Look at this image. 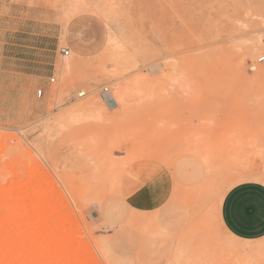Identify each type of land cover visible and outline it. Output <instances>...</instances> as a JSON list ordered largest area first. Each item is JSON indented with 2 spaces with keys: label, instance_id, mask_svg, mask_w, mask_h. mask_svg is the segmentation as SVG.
<instances>
[{
  "label": "rangeland",
  "instance_id": "obj_1",
  "mask_svg": "<svg viewBox=\"0 0 264 264\" xmlns=\"http://www.w3.org/2000/svg\"><path fill=\"white\" fill-rule=\"evenodd\" d=\"M143 161L172 180L146 213ZM242 182L264 184V0H0V264H264L218 219Z\"/></svg>",
  "mask_w": 264,
  "mask_h": 264
},
{
  "label": "crops",
  "instance_id": "obj_2",
  "mask_svg": "<svg viewBox=\"0 0 264 264\" xmlns=\"http://www.w3.org/2000/svg\"><path fill=\"white\" fill-rule=\"evenodd\" d=\"M126 206L137 212L162 208L172 191L168 171L152 161L130 165L126 169ZM218 219L224 231L240 241L264 238V184L242 182L223 195Z\"/></svg>",
  "mask_w": 264,
  "mask_h": 264
},
{
  "label": "built area",
  "instance_id": "obj_3",
  "mask_svg": "<svg viewBox=\"0 0 264 264\" xmlns=\"http://www.w3.org/2000/svg\"><path fill=\"white\" fill-rule=\"evenodd\" d=\"M68 54H69V52H68L67 50H65V49H62V50H61V55H62V56H67ZM51 82H54V79H51ZM104 92H108L107 89H105ZM38 94L41 95V94H42V91H41V90L38 91ZM81 96H83L82 93H80V94L78 95V97H81Z\"/></svg>",
  "mask_w": 264,
  "mask_h": 264
},
{
  "label": "bare ground",
  "instance_id": "obj_4",
  "mask_svg": "<svg viewBox=\"0 0 264 264\" xmlns=\"http://www.w3.org/2000/svg\"><path fill=\"white\" fill-rule=\"evenodd\" d=\"M123 96V95H122ZM122 100V99H121ZM124 101V100H123ZM86 105L87 106H89V107H93V105H94V103L92 102V101H87V103H86ZM257 180H262V178L261 177H259V178H257ZM249 248V247H248Z\"/></svg>",
  "mask_w": 264,
  "mask_h": 264
}]
</instances>
